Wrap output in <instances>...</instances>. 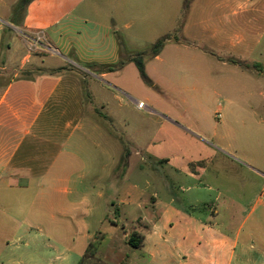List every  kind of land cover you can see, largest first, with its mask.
I'll use <instances>...</instances> for the list:
<instances>
[{
	"label": "crops",
	"instance_id": "0c3cea01",
	"mask_svg": "<svg viewBox=\"0 0 264 264\" xmlns=\"http://www.w3.org/2000/svg\"><path fill=\"white\" fill-rule=\"evenodd\" d=\"M18 1L7 11L0 7V264H63L56 242L69 241L71 224L81 225L72 234L86 233L87 246L103 234L95 257L104 263L264 264V0H32L17 19L12 10ZM180 16L188 18L181 27L187 41L169 37L145 62L158 71L159 83L174 70L186 71L189 60L190 79L199 80L192 95L204 90L207 100L222 98L227 120L220 125L227 133L218 149L236 169L203 185L208 176L201 163L212 160L216 144L205 140L201 126L181 125L184 111L175 119L146 106L164 133L149 141V160L142 157L139 167L152 162L153 180L163 184L165 166L171 167L173 184L188 193L178 199L174 190L153 192L130 225L119 215L108 219L110 235L91 231L89 185L95 176L128 178L134 142L124 145L113 122L88 115L85 80L64 71V54L86 64H115V36L123 35L126 46L154 45L180 26ZM6 27L11 43L2 50ZM123 72L114 73L121 92ZM133 231L144 236L139 248L127 243ZM107 238L116 260L99 255ZM64 251L80 257L75 245Z\"/></svg>",
	"mask_w": 264,
	"mask_h": 264
},
{
	"label": "rangeland",
	"instance_id": "374dc122",
	"mask_svg": "<svg viewBox=\"0 0 264 264\" xmlns=\"http://www.w3.org/2000/svg\"><path fill=\"white\" fill-rule=\"evenodd\" d=\"M13 1L15 2V0ZM13 1H0V7L1 9L3 8V12L4 10L7 11L9 9L10 5L14 3ZM7 4H9V7ZM16 4L14 6H16ZM12 12L18 19L22 15V8L18 11V9L16 10L14 7ZM186 20H188L186 16H180L179 29L177 27L174 31L170 32L171 34L163 35L161 38L171 37L183 40L184 38L182 37L184 36L181 27H183ZM11 35L12 31L6 27L4 33L5 43H11ZM189 36H187L188 40L192 42L193 40H191ZM114 39L116 40V46L118 47V52L120 54L119 59L115 64H86L78 61L73 54H64L67 62H69V65L67 66L68 68H65L64 71L78 73L80 77L85 80L83 81V85L85 93H87L85 103L88 115H92L95 119L106 124L113 122L115 127L114 132L121 135L122 143L124 145H126L129 139H132L134 142L133 145H130L132 156L130 159L131 168L128 178L123 180L121 174L118 173L117 178L114 175H110L107 177H100V180L98 181V177L95 176L93 177L95 184L89 185V189L93 190L90 193H87V201L92 207L90 217L86 219V224L91 231H106L109 235L112 231L109 232L111 225L109 224L108 219H117L120 215L121 219L130 225L136 217L143 214L144 209L142 208V204L146 200L148 194L150 195L153 192H159L160 195L166 196L168 190H174L178 199H184V196L188 193H184L180 190L179 185L173 184V178L169 175L172 171L171 167L165 166L166 170L164 171V174L166 177L164 176V184L160 181V178L159 182L153 180L152 162L143 164L145 165V170L140 169L139 166L142 163V157L147 156L149 160V155L147 153L149 141L154 138H161L164 129L160 123V119H158L159 117H156L152 112H149L146 109L139 110L136 101H142L146 106L153 109L169 112L175 119H179L177 118L178 116L176 113L184 111L185 115L179 120L181 125L185 128H197L198 126H201L199 131L205 135V140L209 143L212 141L216 144V147H212V160L207 161L204 164L201 163V166L204 165L205 169H207L208 176V181L204 182L203 185L213 182L214 177L216 176L221 178L220 176L225 175L226 173L229 174V172L231 173L236 169L235 165L230 162L231 159L226 158L223 149H218L221 146V136H225L227 133V130L220 125L221 122L224 123L227 120L226 110L223 111L219 108L224 105L225 102H223L222 98L211 97L207 100L204 96L205 92L203 89H200L203 90V92H200L198 96L194 97L192 95V85L199 83V80L192 81L190 79L188 67L190 65L189 60H184L183 62L185 67L187 66L186 71L174 70L168 74V79L163 78L157 83L155 77H157L158 71L150 67V60L147 62L148 64L145 62V58L148 57L151 59L154 57L152 55L153 51H155L154 45L135 41L131 45L126 46L125 43H121L122 40H125L123 35L115 36ZM184 40H186V38ZM194 42L201 43V41L197 40H194ZM24 52L30 53L31 56L34 55L28 50H25ZM17 56L21 55L18 53ZM134 58H139L144 63L145 72L154 87L150 86L143 80ZM45 59L52 63L60 60ZM77 61L79 63H77ZM129 61H131V63ZM178 68H180L179 63ZM120 69H123L125 71L123 73L127 74L125 78L122 77V79L117 82L123 87L122 92L115 86V79L120 75H114L115 71H119ZM102 72H105L106 76H101L100 73ZM185 86L187 87L185 88ZM188 86L190 87L189 91H187ZM115 88L120 91H117L119 97H116L113 91ZM129 96L133 97L136 101H132ZM196 106L201 107L198 109ZM216 122L218 124L215 125ZM140 124H143V127H140ZM160 128H162L163 131H161ZM213 133L215 134L212 135ZM149 151L155 152V148H150ZM120 153L121 150H118L117 169H120L124 156H119ZM121 172H123V170H121ZM99 175H101V173ZM163 188L164 192H162ZM210 192L214 197L215 192ZM81 195L82 193L79 194V196ZM216 203L219 204L220 202ZM106 217L107 220H105ZM79 221H82V219L80 220L79 218L78 222ZM79 227H81V225L78 226L71 224L69 226V241L62 243L56 242L60 250L63 251V264H78L81 261L83 262V253L86 252V248L88 247L87 234L84 233V235L79 236L72 234V231H75V229ZM258 231L259 230H256V233H259ZM114 235L115 237H118V233L112 234L111 237ZM102 236L103 234L101 233L96 236L97 242ZM117 240V238H114V241ZM40 243L43 244L42 242ZM111 244V239L107 238L99 247V255H101L102 258L105 257V255H110L112 260H116L118 254H116L115 250L113 251L110 247ZM64 245H67L70 249L75 245V251H77V254L80 255V257L78 258L74 255L76 252H65ZM40 249L44 250L43 247H40ZM111 250L114 253L110 254V252H112ZM125 253H127L126 250ZM54 254L55 253H53V255ZM91 258L92 259H84V263L101 264L106 261L105 258H103V260L101 259L102 261H99L95 256ZM56 264H62V262H57Z\"/></svg>",
	"mask_w": 264,
	"mask_h": 264
},
{
	"label": "trees",
	"instance_id": "16d2710c",
	"mask_svg": "<svg viewBox=\"0 0 264 264\" xmlns=\"http://www.w3.org/2000/svg\"><path fill=\"white\" fill-rule=\"evenodd\" d=\"M32 0H19V2L16 4L15 9L18 11L22 8V11L23 9L26 8V6L31 2ZM167 37H163L159 40H157L154 44V49L155 51H153V56H155L156 54L159 53L160 49L162 48L163 44L167 41ZM4 43L3 42V39H2V43H1V49L3 50L4 48ZM136 64L138 65L139 67V71H140V75L141 77L143 78V80L149 84L150 86L154 87L153 83L151 82L150 78L147 76L146 72H145V68H144V63L139 59V58H134ZM246 66V65H245ZM254 67H257V66H254ZM87 96V93H85V89H84V97ZM143 239H144V236L143 234L137 232V231H133L128 240H127V243L133 247V248H139L142 243H143ZM97 241H94L92 243L89 244L85 254L83 255V262L81 261L79 264H84V259L88 258V257H93L95 256V253H96V250H97ZM101 264H109V263H101Z\"/></svg>",
	"mask_w": 264,
	"mask_h": 264
},
{
	"label": "built area",
	"instance_id": "2783aa9c",
	"mask_svg": "<svg viewBox=\"0 0 264 264\" xmlns=\"http://www.w3.org/2000/svg\"><path fill=\"white\" fill-rule=\"evenodd\" d=\"M136 105L139 110L146 109V105L142 101H136Z\"/></svg>",
	"mask_w": 264,
	"mask_h": 264
}]
</instances>
